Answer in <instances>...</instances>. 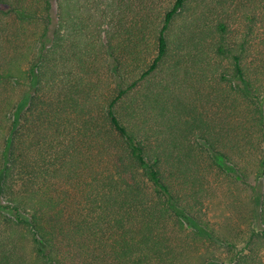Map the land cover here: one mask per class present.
Wrapping results in <instances>:
<instances>
[{
  "label": "trees",
  "instance_id": "trees-1",
  "mask_svg": "<svg viewBox=\"0 0 264 264\" xmlns=\"http://www.w3.org/2000/svg\"><path fill=\"white\" fill-rule=\"evenodd\" d=\"M0 6V264H264V0Z\"/></svg>",
  "mask_w": 264,
  "mask_h": 264
},
{
  "label": "rangeland",
  "instance_id": "rangeland-1",
  "mask_svg": "<svg viewBox=\"0 0 264 264\" xmlns=\"http://www.w3.org/2000/svg\"><path fill=\"white\" fill-rule=\"evenodd\" d=\"M52 1H53V8L55 9L56 8V0H52ZM0 8H4V7L0 6ZM1 145H2V140H0V147H1ZM210 214H211L212 222H214V221H219L220 222L226 216V212L218 204H213L212 205ZM260 229H264V228L261 227ZM217 255L222 256L223 255V251L218 252ZM194 264H197V263H194Z\"/></svg>",
  "mask_w": 264,
  "mask_h": 264
}]
</instances>
